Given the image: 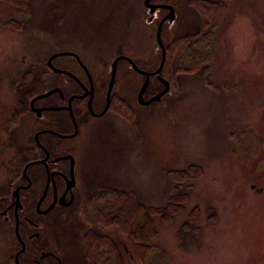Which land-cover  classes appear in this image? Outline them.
<instances>
[{
  "label": "rangeland",
  "instance_id": "obj_1",
  "mask_svg": "<svg viewBox=\"0 0 264 264\" xmlns=\"http://www.w3.org/2000/svg\"><path fill=\"white\" fill-rule=\"evenodd\" d=\"M151 3L175 8L162 31L167 62L159 74L170 91L161 103L142 106L146 77L120 61L116 86L124 96L129 89L134 121L123 115L126 100L116 95L107 116L81 126L72 142L79 180L71 191L78 203L53 214L57 222L46 236L61 253L70 251L69 264L99 260L100 251L88 248L92 235L117 245L115 264H264V0ZM169 14L151 11L145 0H0V193L9 197L6 208L16 201V187L26 185L15 167L20 162L23 171L40 152L35 132L54 117L43 111L39 118L26 103L62 82L72 93L76 82L69 73L82 79L76 56L106 83L119 56L158 71L157 31ZM63 52L76 56L51 60ZM158 80L151 77L145 99L166 88ZM20 87L32 92L21 96ZM103 191L132 200L134 221L106 223L115 219L114 209L102 221L95 209ZM146 227L149 239H142ZM20 249L14 230L1 224L0 264H14ZM25 259L21 264H33Z\"/></svg>",
  "mask_w": 264,
  "mask_h": 264
},
{
  "label": "flooded vegetation",
  "instance_id": "obj_2",
  "mask_svg": "<svg viewBox=\"0 0 264 264\" xmlns=\"http://www.w3.org/2000/svg\"><path fill=\"white\" fill-rule=\"evenodd\" d=\"M159 5L161 11H171L172 4L159 3ZM81 67L82 79L77 76L75 90L72 93L62 82V86L58 83L57 86L51 87L50 91L56 90L53 94L45 97L42 95L46 93L37 94L29 104L26 103L39 118L42 117L43 111H51L53 113L51 116L54 117L46 118L41 122L42 127L35 132L33 145L39 146L41 150L34 151L23 167L22 175L26 185L19 184L16 187V201L6 208L5 204L8 203L9 197L7 198L5 193H0V207H2L0 225H9L14 230L21 247L13 256L14 264H21L23 258L33 264H69L66 259L69 261L70 251L64 249L61 253V249L54 246L50 236H46V232L57 222L56 216H53L55 212L64 211L78 203L75 204L77 201L75 193L71 191L79 180L76 176L74 156L77 144L74 145L72 142L77 140L81 126L83 128L92 119L97 120L107 116L108 105L111 108L112 99L116 95L120 96L121 100H126L123 104L131 111L134 108L128 88L124 96L118 85L116 86V81L111 91L110 83L95 79L83 61ZM19 90L21 96L32 92L31 90L23 92L22 87ZM110 112L114 111L110 110ZM72 179H75L76 184L70 187L69 181ZM70 202L72 204L68 205ZM27 206L30 209L27 210ZM9 220L11 221L8 222ZM12 221H14L13 226L10 224ZM28 226L31 228L30 231ZM15 249H17L16 245ZM27 252L32 254L26 255Z\"/></svg>",
  "mask_w": 264,
  "mask_h": 264
},
{
  "label": "trees",
  "instance_id": "obj_3",
  "mask_svg": "<svg viewBox=\"0 0 264 264\" xmlns=\"http://www.w3.org/2000/svg\"><path fill=\"white\" fill-rule=\"evenodd\" d=\"M23 6H21L19 8L20 11H22ZM194 45V44H193ZM192 45V46H193ZM125 109H126V113L123 114L124 116H127V119L129 118V120L134 121L133 120V116H132V112L130 109H128L126 107L125 104H123ZM19 167H15L14 172L16 171V177L20 175V173L22 172V164L20 162H18ZM20 168V169H19ZM126 198V197H124ZM100 200V203L98 204V206L95 209V213L96 215L100 216V219L102 221H106V215L108 213L112 214V210L114 209L115 211V219L113 221H108L106 223H114V224H121L122 221L123 222H130V221H134L135 216H134V203L132 200L126 198L123 199L122 197H119L118 194H116L115 192L109 193V192H101L100 198H98ZM174 204V203H173ZM109 206H113L109 207ZM121 206V207H120ZM173 206V205H172ZM148 221V219H147ZM132 230V225L131 227H129V230ZM132 236H136L139 238L140 233L139 232H135L132 231L131 232ZM95 237H89V242H88V248L89 250L93 251L95 250H99V255L100 258L98 261L95 262V264H115L118 262L119 259H121L120 254L118 253V249H117V245L114 243L112 247L108 246L103 240L105 241H110L108 239L105 238H101L100 236L94 235ZM142 239H149V233H148V228L146 227L144 229V231H142ZM94 250V251H95ZM102 258V260H101Z\"/></svg>",
  "mask_w": 264,
  "mask_h": 264
},
{
  "label": "water",
  "instance_id": "obj_4",
  "mask_svg": "<svg viewBox=\"0 0 264 264\" xmlns=\"http://www.w3.org/2000/svg\"><path fill=\"white\" fill-rule=\"evenodd\" d=\"M151 1H157V0H145V5L148 9H151V11H154L156 8H160L161 6L157 3H151ZM162 1V0H161ZM164 1V0H163ZM175 14V11H174V8L171 7V11H170V14L167 15L159 24V27H158V31H157V42L158 44L160 45L161 47V50H162V53H163V56H162V62H161V65L159 67V70L154 72V73H151V72H146V71H143L142 69H140L138 67V65L128 56H119L117 57L115 60H114V63H113V68H112V76H111V83H110V90L112 91L114 86H115V82H116V76H117V70H118V65L120 63V61H123V60H126V61H129L132 66L134 67V69L139 72L140 74H143L145 75L146 77V80H145V83L143 84L140 92H139V95H138V101L139 103L142 105V106H151L152 104L154 103H161L162 102V98L166 96L167 92L170 91V87H171V84L168 80L160 77L159 74H161V72H163L164 68H165V65H166V62H167V52H166V47L164 45V42H163V37H162V31H163V27H164V24L166 23V21L169 19V18H172V16ZM60 55H73V56H76V54H69L67 52H63V53H59V54H56L54 56L51 57V60L60 56ZM76 58H78V60L80 61V63L82 64V61L81 59L76 56ZM58 71L60 72H63V70L61 69H58ZM73 78L75 79H78L77 76L73 75L72 73H69ZM152 76H157V78L162 81V84L164 85V90L163 91H160L158 94L152 96V97H148L147 99H145V94H146V89L148 88L149 86V82H150V79ZM92 77V76H90ZM56 90H53V91H50L49 93H46L42 96H48L50 94H53ZM104 114V113H103ZM24 174H26V172H24ZM76 184V181L75 179H72L69 181V186L72 187ZM62 201H64V199H62ZM72 203H68V205H71Z\"/></svg>",
  "mask_w": 264,
  "mask_h": 264
}]
</instances>
